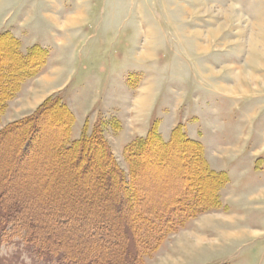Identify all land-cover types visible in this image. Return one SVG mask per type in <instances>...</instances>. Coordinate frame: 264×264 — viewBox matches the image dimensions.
<instances>
[{
	"label": "rangeland",
	"instance_id": "rangeland-1",
	"mask_svg": "<svg viewBox=\"0 0 264 264\" xmlns=\"http://www.w3.org/2000/svg\"><path fill=\"white\" fill-rule=\"evenodd\" d=\"M6 32L24 53L40 45L49 55L1 117L0 131L25 124L0 139V264H115L116 185L105 181L98 148L87 168L85 158L61 164L63 127L49 112L58 97L74 115L71 140L84 127H106L129 180L125 147L156 124L165 140L181 124L227 173L219 208L187 221L157 250V234L143 232L138 264H264V0H0V36ZM1 38L0 49L11 44ZM29 58L39 64V53ZM30 127H39L35 136ZM176 141L140 161L150 206H166L186 187ZM193 169L203 198L211 197L213 180Z\"/></svg>",
	"mask_w": 264,
	"mask_h": 264
},
{
	"label": "trees",
	"instance_id": "trees-1",
	"mask_svg": "<svg viewBox=\"0 0 264 264\" xmlns=\"http://www.w3.org/2000/svg\"><path fill=\"white\" fill-rule=\"evenodd\" d=\"M1 37L5 38L11 44L4 49L1 48L2 50L0 49V51H2L0 52V123L1 117L8 106V102L16 97L27 77L35 75V73L39 72L41 68L46 65L49 55L48 50L40 45H34L27 53H24L21 50L20 40L8 32L2 33L0 39H2ZM6 52L11 55L14 53L17 57L13 59L5 54ZM32 53L34 55L39 53V64L36 66H32L27 59ZM51 106L52 105L47 102L38 110L37 114L28 119V122L32 123V121H36V117L44 114ZM52 108L53 109L49 110L50 116L52 115L53 118L54 115V121L60 123L63 127L61 142L57 150L58 155L63 157V162L61 164H68L71 166L75 159L77 160L74 163H77L79 160L85 158L87 162H85L83 166L87 168V165L92 162V153H95L98 148L99 161L101 163L104 161L101 170L104 171L105 181L107 180L108 184L116 185L114 194L118 199L115 202V211L119 218L116 227H119L121 230L120 234L122 241L118 245L117 256H114L118 259L113 257L109 258V260L113 261L115 264H138L140 257L139 251L141 250L140 245L144 241L142 237L145 234H143L144 231H152L157 234L159 239L155 249L157 250L168 234L179 231L187 221L197 217L206 210H214L220 207L219 190L225 182L229 181L227 173L225 171H218L210 165L206 157L203 143L190 138L181 124L173 129L169 140L163 138L156 124L150 130L148 136L135 139L125 147V158L130 168L129 180L123 169L119 166L108 140L104 135L106 127L101 125L102 128H95L91 134L87 132V127H84L82 135L77 139L71 140L72 125L75 121L73 113L59 97L56 98ZM57 113H63L65 116L57 118L55 117ZM23 124H25V122ZM23 124L20 121L6 125L0 131V139L8 132L14 130L15 127ZM38 128L39 127H30V136H35V132L39 131ZM176 140L180 141V145L182 146L181 149H183V152L185 151L183 153V164L186 167L187 175L183 178L186 181V187L183 192H174L170 194L172 198L168 200L166 206L162 208L154 206L156 207L154 208L145 200V187L139 180L140 168L142 167L140 161H145L147 156H150L154 151L161 150L162 148L169 149ZM30 141V139L27 141L28 149H32L33 146V143ZM184 148L186 149L184 150ZM27 154L26 152L25 155ZM193 166H200L202 170L197 171L193 169ZM191 168L194 171V175L200 177L203 174L205 177L213 180V193L211 197L206 199L203 198L202 185L193 182ZM98 174L99 170H97V175ZM189 201L192 203L194 202L192 206H189ZM194 208L198 210L195 211ZM159 223H161L163 230L166 227L165 233H163L164 231L161 232L157 227ZM103 226L104 225H101V227ZM103 248L105 247L103 246ZM107 250H110V248L108 247ZM107 250L105 248L101 252H98V254L105 257L107 256L105 255L106 252H109ZM102 259L106 260L104 258ZM70 260L74 262L72 258ZM103 260H101L99 264H108L107 261Z\"/></svg>",
	"mask_w": 264,
	"mask_h": 264
},
{
	"label": "crops",
	"instance_id": "crops-1",
	"mask_svg": "<svg viewBox=\"0 0 264 264\" xmlns=\"http://www.w3.org/2000/svg\"><path fill=\"white\" fill-rule=\"evenodd\" d=\"M106 129H107V128H105V130H106ZM160 253H161V252H160ZM158 257H160L159 253H158ZM159 260H160V259H158V263H159Z\"/></svg>",
	"mask_w": 264,
	"mask_h": 264
}]
</instances>
